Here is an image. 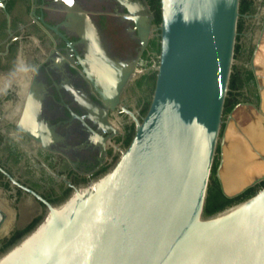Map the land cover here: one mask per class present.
<instances>
[{
    "label": "water",
    "instance_id": "95a60500",
    "mask_svg": "<svg viewBox=\"0 0 264 264\" xmlns=\"http://www.w3.org/2000/svg\"><path fill=\"white\" fill-rule=\"evenodd\" d=\"M240 3L160 0L155 90L129 146L106 174L73 187L61 204L38 197L45 214L0 253V264H264V187L205 213L217 148L226 141L220 133ZM79 29L98 82L107 93L118 91L130 71L110 56L95 26ZM224 164L217 176L228 198L264 180L227 195ZM6 218L0 209L4 233Z\"/></svg>",
    "mask_w": 264,
    "mask_h": 264
},
{
    "label": "flooded vegetation",
    "instance_id": "af4514ba",
    "mask_svg": "<svg viewBox=\"0 0 264 264\" xmlns=\"http://www.w3.org/2000/svg\"><path fill=\"white\" fill-rule=\"evenodd\" d=\"M158 3L0 0V209L7 215L0 253L42 219L46 205L38 197L61 204L73 187L106 174L129 146L155 90ZM82 23L95 26L110 56L130 71L118 91L107 93L88 64ZM234 58L220 133L226 141L218 145L212 170L223 194L217 174L232 153L231 130L247 153L244 171L234 176L247 182L264 175L255 170L264 167V0H241ZM249 127L258 128L261 146L247 134ZM223 182L227 195L244 183L227 192ZM263 182L244 192L256 193Z\"/></svg>",
    "mask_w": 264,
    "mask_h": 264
},
{
    "label": "trees",
    "instance_id": "16d2710c",
    "mask_svg": "<svg viewBox=\"0 0 264 264\" xmlns=\"http://www.w3.org/2000/svg\"><path fill=\"white\" fill-rule=\"evenodd\" d=\"M155 9H156V13H157V22H161V12H160V4L159 3L156 5ZM226 101H227V99H226ZM263 187H264V182H263ZM253 195H254V193H253L252 189H249L237 197L227 198L222 193L217 180L212 178V176H211V183L209 186L205 213H206V215L214 214L218 211L223 210L224 208H226L228 206L240 203V202L250 198ZM35 225L36 224H32L29 227V229L24 230L21 233H17L18 235L12 239V241L6 247V249H8L10 246H12L14 243H16L21 237H23L26 233H28L30 230H32Z\"/></svg>",
    "mask_w": 264,
    "mask_h": 264
},
{
    "label": "bare ground",
    "instance_id": "6f19581e",
    "mask_svg": "<svg viewBox=\"0 0 264 264\" xmlns=\"http://www.w3.org/2000/svg\"><path fill=\"white\" fill-rule=\"evenodd\" d=\"M72 20V19H71ZM76 21V20H75ZM247 134H249L252 137V140L255 145H262V138L259 133V130L254 127H249L247 128ZM228 135L231 138V144H230V152L231 156L233 158L232 161V173L234 175L242 173L243 169V162L244 158L247 156L246 149H245V144L242 139L233 131H229ZM263 166L256 167L258 170H262ZM264 168V167H263ZM228 180V178H227ZM225 182V189L227 192H232L235 189H237L245 180H242L241 178L239 179V176H235L234 178L231 177L229 180Z\"/></svg>",
    "mask_w": 264,
    "mask_h": 264
},
{
    "label": "rangeland",
    "instance_id": "374dc122",
    "mask_svg": "<svg viewBox=\"0 0 264 264\" xmlns=\"http://www.w3.org/2000/svg\"><path fill=\"white\" fill-rule=\"evenodd\" d=\"M229 132H227V134H228ZM225 153H226V150H225ZM227 154V153H226ZM231 156V154H227V156L225 155V158H226V162H224L225 164H224V169H223V172H222V177H223V180L226 182V180H227V178H228V180H229V178H231V177H235L234 176V174H232V161H233V158L232 157H230ZM255 170H257V168H255ZM263 171H264V168L262 169ZM244 170L242 169V172H243ZM262 171V172H263ZM240 179V178H239ZM227 180V181H228Z\"/></svg>",
    "mask_w": 264,
    "mask_h": 264
},
{
    "label": "crops",
    "instance_id": "0c3cea01",
    "mask_svg": "<svg viewBox=\"0 0 264 264\" xmlns=\"http://www.w3.org/2000/svg\"><path fill=\"white\" fill-rule=\"evenodd\" d=\"M257 130H258V128H257Z\"/></svg>",
    "mask_w": 264,
    "mask_h": 264
}]
</instances>
